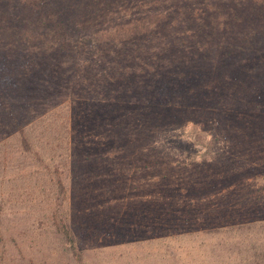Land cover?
I'll use <instances>...</instances> for the list:
<instances>
[{
    "label": "rangeland",
    "instance_id": "obj_1",
    "mask_svg": "<svg viewBox=\"0 0 264 264\" xmlns=\"http://www.w3.org/2000/svg\"><path fill=\"white\" fill-rule=\"evenodd\" d=\"M9 11L0 8V87L23 133L0 101V264H77L58 230L62 215L86 264H245L244 248L205 233V220L264 223L263 113H231L238 121L222 130L214 110L178 109L162 123L151 108L98 102L83 61L48 47L60 27L31 19L10 30ZM35 44L41 69L18 77ZM196 118V128L185 124ZM209 133L221 156L192 164L187 138Z\"/></svg>",
    "mask_w": 264,
    "mask_h": 264
},
{
    "label": "trees",
    "instance_id": "obj_2",
    "mask_svg": "<svg viewBox=\"0 0 264 264\" xmlns=\"http://www.w3.org/2000/svg\"><path fill=\"white\" fill-rule=\"evenodd\" d=\"M0 8L10 10L5 22L10 30L23 29L31 19L59 26L62 37L57 35L48 47L56 46L53 51L72 64L83 61L80 68L87 66L88 73L82 80L88 88L96 84L98 102L119 109L151 108L162 123L178 109L194 114L199 108L214 110L218 115L213 120L222 130L238 121L231 113L264 115V0H0ZM42 50L35 44L30 55L20 59L18 77L29 76L32 67L41 69L43 57L35 55ZM6 69H0V80ZM0 101L6 116L23 133L13 103L1 87ZM184 121L191 128L202 123L198 118ZM216 138L212 133L187 138L190 162L200 165L211 156L218 158L219 150L212 149ZM211 204L216 211L226 208ZM206 210L195 209L198 228L205 226ZM221 218L206 219L205 233H218L222 243L243 247L245 264H264V234L254 229L264 223H258L257 215L236 219V226ZM58 221L71 256L77 264H86L67 215Z\"/></svg>",
    "mask_w": 264,
    "mask_h": 264
}]
</instances>
